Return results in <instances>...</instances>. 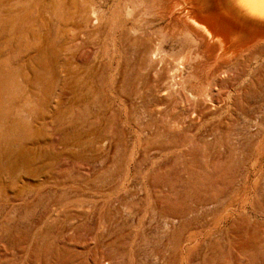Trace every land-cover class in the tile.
<instances>
[{"label": "rangeland", "instance_id": "374dc122", "mask_svg": "<svg viewBox=\"0 0 264 264\" xmlns=\"http://www.w3.org/2000/svg\"><path fill=\"white\" fill-rule=\"evenodd\" d=\"M150 1L44 17L56 55L29 87L38 13L12 37L0 19V264H264V47L212 69L198 36L162 37L180 9Z\"/></svg>", "mask_w": 264, "mask_h": 264}, {"label": "bare ground", "instance_id": "6f19581e", "mask_svg": "<svg viewBox=\"0 0 264 264\" xmlns=\"http://www.w3.org/2000/svg\"><path fill=\"white\" fill-rule=\"evenodd\" d=\"M43 1L44 0H0V19L8 23L11 37L15 36L14 31L16 30L17 25H20L22 23L28 24L29 22L35 21L31 20V14L35 11H37L38 13L36 17V22L38 23V29L40 32L39 34H37L36 37H33L31 43V47L36 51L38 55V59H36V65L38 69L33 68L31 73H22L24 77L25 75H27L29 79H31V81L29 80L30 82L28 83L29 85L27 87H29L31 83L33 84L35 82L36 84L39 81L42 82V76L40 74V71L45 70L44 72H50L49 67H46V64L48 61H51L52 58L56 55L55 51L57 47L52 43V41H47V38L44 39L41 35V30L42 28H44L43 25L45 19L47 17L58 18L59 21L63 23V25L65 24V22L69 21L72 17L76 15L83 19V21L89 23L93 19H91L93 11H91L89 7L83 8L82 6V8H79L77 6L78 4L76 3V0H51L52 2L50 3V6L47 7L40 5ZM158 1L159 0H152V6H149V9L151 8L152 13H158L156 8V4L158 3ZM177 8L180 9L179 14L177 15L178 18H176L175 22H172V24H168L166 26L167 30L165 31V34L162 32V37L166 36V34H169L170 38H182L184 40V38L187 39L188 37H190L189 35H191L192 38L193 36H198V38H200L199 41H197L196 39L188 40L190 42V48H196V46L198 48V42L199 44L203 45V48L201 50L202 52L199 53H201L203 58H205L207 61L213 62L211 66L212 69L213 67L216 68L221 62V60H224L225 58H232L241 52L243 54L246 52H253L260 49L263 50L264 17H262L260 14V5L256 2V0H167L166 12L163 11L162 13L165 16H169L171 12L175 11ZM162 13L160 14L162 15ZM137 40L138 41L135 45L138 46V53L141 55V57H145L147 53H150L149 61L152 64H155L156 59L159 57H157L159 49L156 48L152 50L149 41L147 40H141L138 37ZM159 44L160 43L158 42V47ZM193 52L195 53V51ZM196 53L198 54V52ZM199 60L200 58L198 59V61ZM141 64H143L142 61ZM146 66L143 68L146 71H149L150 74L151 71L154 72L152 73V75H155V73L157 74V72L160 71L159 67L158 69H156V67L153 65L151 67L150 65H148V67ZM3 69L4 68H0V99H2L1 97L5 98L9 95L13 98L12 95L14 94V92L12 88L14 87V84L12 83V81H14L16 76L14 75V77L12 74L15 72L10 74L8 73L7 75V72ZM19 71L20 70H18V72ZM21 71H23V69ZM149 73H147L148 76ZM175 73L167 74L165 76H160L159 73L157 74L159 75L158 83L162 85V87H164L163 89H161V91H166L167 93L168 89L173 87L175 88L177 84V76L175 75ZM27 76L26 78H28ZM24 80L26 83L27 80L25 78ZM142 80L145 81L144 78H142ZM145 82H147V80ZM47 85L44 86V89L43 87H41V89H47ZM47 91L48 89L45 90L44 93ZM33 113L34 112L32 110L31 114L33 115ZM28 125H26L25 128H27Z\"/></svg>", "mask_w": 264, "mask_h": 264}, {"label": "snow or ice", "instance_id": "6c2138e0", "mask_svg": "<svg viewBox=\"0 0 264 264\" xmlns=\"http://www.w3.org/2000/svg\"><path fill=\"white\" fill-rule=\"evenodd\" d=\"M257 3L260 5V14L264 17V0H256Z\"/></svg>", "mask_w": 264, "mask_h": 264}]
</instances>
